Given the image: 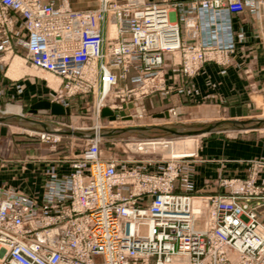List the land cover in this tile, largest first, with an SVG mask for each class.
<instances>
[{
    "label": "built area",
    "instance_id": "1",
    "mask_svg": "<svg viewBox=\"0 0 264 264\" xmlns=\"http://www.w3.org/2000/svg\"><path fill=\"white\" fill-rule=\"evenodd\" d=\"M98 1L80 11L67 0H0V51L24 47L31 67L57 77L62 93L52 102L69 108V98L91 96L98 118L111 112L113 130L134 129L147 97L182 94L205 64L231 63L234 45L200 43L196 16L171 20L178 3ZM190 1L211 14L264 13V0ZM177 53L171 72L165 56ZM100 144L86 140L82 153L57 161L44 196L0 195V264H264V161L247 178L221 180L223 193L194 196L176 192L190 189L183 162L191 156L154 172L105 157Z\"/></svg>",
    "mask_w": 264,
    "mask_h": 264
},
{
    "label": "crops",
    "instance_id": "2",
    "mask_svg": "<svg viewBox=\"0 0 264 264\" xmlns=\"http://www.w3.org/2000/svg\"><path fill=\"white\" fill-rule=\"evenodd\" d=\"M54 1L56 4L60 3L59 0ZM163 1L150 0L147 3ZM171 2L180 5L171 12L170 17L173 22H178L186 15L198 18L200 43L220 42L222 45L231 43L235 51L231 55L229 66L216 63L205 64L200 72L190 79L188 92L157 93L147 97L146 104L149 112L155 116L156 111L167 113L172 106L180 105L183 108L189 106L198 109L206 108L218 113L222 111L225 119L241 120L260 117L259 103L264 102L260 99L264 93V13L245 11L236 15L223 11L211 14L200 8L193 9L190 0H172ZM104 34L106 35V31ZM239 35H243V42L237 40ZM19 52L20 46L16 47L12 54L16 56ZM7 54L11 53L0 51V103L13 92L16 95L22 94L26 88L41 93L37 76L23 75L25 68L21 66L20 58L14 59L10 68H7L4 62ZM171 61V57L166 55L165 67L175 72L176 69L171 68ZM43 98L48 99V96ZM45 113L52 116L50 111ZM52 117L60 119L65 116ZM257 131L259 130L251 131L253 134L248 131L235 132L242 134L226 137L215 136L219 133H213V136L203 140L196 154L183 162L184 170L188 173L190 189L186 191L178 185L176 192L194 196L216 195L224 192L218 186L221 180L247 178L254 169V162L264 161V136L254 133ZM4 161L0 158L1 196L6 197L8 191L19 195H45V172L55 168L56 164L49 161L39 163L32 161L22 167H15L4 164ZM61 167L67 170V166ZM259 173L258 182L264 184V168Z\"/></svg>",
    "mask_w": 264,
    "mask_h": 264
},
{
    "label": "rangeland",
    "instance_id": "3",
    "mask_svg": "<svg viewBox=\"0 0 264 264\" xmlns=\"http://www.w3.org/2000/svg\"><path fill=\"white\" fill-rule=\"evenodd\" d=\"M59 0L58 2H62ZM70 7L75 10L86 11L94 10L98 7V0H67ZM119 3H123L125 0H117ZM150 0H146L148 2ZM170 3H176L171 2ZM59 3V4H60ZM174 10V7H172ZM263 13V12H262ZM114 28L115 33L111 37H115L117 34V29L114 24L111 25ZM110 28V29H111ZM171 57L172 62H180L182 56L177 53L175 56L171 54H166ZM15 58H20V62L23 68H25L26 75H35L39 79L41 86V93L39 91H31L30 89H25L22 94L16 95L15 92L11 93L9 97L5 99L4 102L0 103V116H6L13 114L9 112L10 107H18L20 113L25 116L35 120H40L48 122L54 126L57 130H72V131H96L97 127L101 128V135L105 131H116L111 128L109 119L106 116H101L98 118L94 111L93 105L94 100L91 96L82 97L76 96L71 97L67 100L70 114L64 118L56 119L52 116L47 115L43 110H38L36 114L30 113L31 107L42 100H48L50 102L55 101L58 94L62 93L60 88V80L53 76L52 74L45 72L44 70H38L26 61V50L24 47H20V52L16 54H7L4 58L7 68H10L11 63ZM173 68V67H171ZM134 75V72H132ZM190 81V80H189ZM190 83V82H188ZM189 87H185V92H188ZM171 91L169 93H173ZM256 95V92L254 91ZM48 96L47 98H43ZM147 99V98H146ZM146 99L144 100V109L146 116L143 119L134 122L136 128H146L140 129L135 132H126L117 137L113 138H101V150L105 157L117 158L121 161H131L135 165L144 166L148 171L159 172L165 166L166 162L171 161L173 158L169 147L176 142L184 140L186 138L199 136L196 140V151L201 145L202 141L213 136V133H202V129L208 124L214 123L218 120H223L224 113L222 111L212 112L208 109H198L189 106L180 105L172 106L169 108L170 115L168 117H160L159 114H164L166 112L156 111L155 116H153L147 107ZM264 101L263 96L260 97ZM261 106V111L259 112L260 117L258 118H246L241 120H264V102L259 103ZM53 122L61 123L59 126ZM158 127H170L178 130L193 131L198 129L196 133L187 134H176L170 131H165L158 129ZM130 131L133 129H129ZM255 131V130H254ZM251 133V131H248ZM257 135L264 136V129H259V131L254 132ZM242 133L235 132H220L215 136H240ZM245 134V133H243ZM58 136V135H57ZM188 136V137H187ZM59 142H53V140H42L40 138L39 132H34L28 128L22 127L18 124H0V158L4 161V164L9 166H19L22 167L25 164H30L29 162H43L49 161L52 164H56L57 161L63 158H70L74 155L82 153L86 149V140L77 137L59 136ZM97 138V131H96ZM96 139V140H99ZM170 142V143H169ZM146 143V145L144 144ZM148 143V144H147ZM151 143V144H150ZM156 146V148L152 145ZM172 143V144H171ZM163 144V145H162ZM147 145H151V149L144 148ZM143 148H142V147ZM168 148V149H167ZM146 150V151H145ZM169 153H168V152ZM188 157V156H184ZM183 158V157H180ZM142 162V163H141ZM66 167V166H65ZM59 168L56 164L55 169ZM68 169V167H66ZM53 169V168H52ZM52 169H48L51 171ZM31 186V184L29 185ZM201 224H197V228H201Z\"/></svg>",
    "mask_w": 264,
    "mask_h": 264
},
{
    "label": "water",
    "instance_id": "4",
    "mask_svg": "<svg viewBox=\"0 0 264 264\" xmlns=\"http://www.w3.org/2000/svg\"><path fill=\"white\" fill-rule=\"evenodd\" d=\"M38 110L50 111L52 116H68L70 114V109L65 108L59 103L50 102L48 100L40 101L37 104L31 107L30 113L36 114ZM102 115L110 116L111 112L108 109H103ZM160 117H168V113L159 114ZM15 123L22 127L33 130L34 132L46 133L50 135L58 136H68V137H77L85 140L96 138V131H72V130H57L54 126L48 122L35 120L29 117H25L22 114H10L6 116H0V124H11ZM158 129L170 131L176 134H187L192 133L185 130L173 129L170 127H158ZM140 129L146 128H137L133 130H124V131H105L101 137L113 138L117 137L126 132H135ZM264 129V120H233V119H223L218 120L214 123L208 124L201 131L202 133H220V132H247Z\"/></svg>",
    "mask_w": 264,
    "mask_h": 264
},
{
    "label": "bare ground",
    "instance_id": "5",
    "mask_svg": "<svg viewBox=\"0 0 264 264\" xmlns=\"http://www.w3.org/2000/svg\"><path fill=\"white\" fill-rule=\"evenodd\" d=\"M117 29V28H116ZM116 30H114V28L110 29V35H113L115 33ZM114 37V36H113ZM116 37V36H115ZM16 59V58H15ZM18 61V60H17ZM21 63V62H20ZM17 64V63H16ZM13 66V65H12ZM17 66V65H16ZM14 66V67H16ZM20 66V65H19ZM22 66V65H21ZM12 68V67H11ZM13 69V68H12ZM22 70V68H21ZM40 70V69H38ZM18 71V70H17ZM43 71V70H42ZM14 72V69H13ZM13 72H10V74ZM16 72V71H15ZM26 73V70L24 71ZM46 72V71H45ZM12 76V75H11ZM15 76V75H14ZM21 76V75H20ZM13 77V76H12ZM9 112L13 113V114H21L19 111L18 107H10ZM101 128L97 127V138L99 139V137L101 136ZM191 132V131H190ZM198 132V129H194L192 131V133H196ZM188 137V136H187ZM199 138V136H194V137H190V138H186L184 140H181L179 142L176 143H171L172 145L169 147V151L172 155L173 158H180V157H184V156H193L195 155V151H196V140ZM170 143V142H169ZM146 145V143H144ZM148 144V143H147ZM151 144V143H150ZM153 145V143H152ZM163 145V144H162ZM154 146V145H153ZM157 146V144H156ZM156 146H154L156 148ZM142 147V146H141ZM144 147V146H143ZM142 147V148H143ZM150 147H152L151 145H147L144 148L146 149H151ZM152 147V148H154ZM168 149V148H167ZM146 151V150H145ZM168 152V151H167ZM169 153V152H168ZM194 206L196 210H199V208L201 207V203L199 199H194Z\"/></svg>",
    "mask_w": 264,
    "mask_h": 264
}]
</instances>
